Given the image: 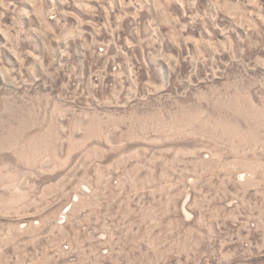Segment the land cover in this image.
<instances>
[{
    "label": "rangeland",
    "instance_id": "rangeland-1",
    "mask_svg": "<svg viewBox=\"0 0 264 264\" xmlns=\"http://www.w3.org/2000/svg\"><path fill=\"white\" fill-rule=\"evenodd\" d=\"M0 264H264V0H0Z\"/></svg>",
    "mask_w": 264,
    "mask_h": 264
}]
</instances>
